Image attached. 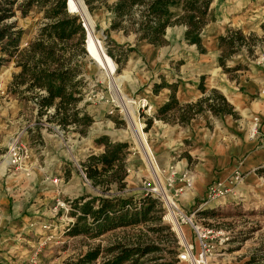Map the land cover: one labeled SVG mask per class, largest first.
<instances>
[{
	"label": "rangeland",
	"instance_id": "rangeland-1",
	"mask_svg": "<svg viewBox=\"0 0 264 264\" xmlns=\"http://www.w3.org/2000/svg\"><path fill=\"white\" fill-rule=\"evenodd\" d=\"M16 1L14 6L15 16L3 21V25L16 21L18 28L23 31V38L14 56L10 57L0 53V56L7 60L0 68V171L6 172L5 176L8 177L12 174V171L16 170L8 167L4 159L7 147L13 140H18L25 147L32 150L33 157L27 167L33 166L34 163L37 168L36 176L42 183H38L39 185L27 191L25 205L32 206L36 204L37 200L42 201L40 209L37 208L35 211L38 212L37 216L42 223L50 226L47 231L41 230L39 227L23 230L20 244L22 247V264H28L27 261L30 255V252H27L28 243L32 241L36 244L51 234L53 237L39 253V264H70L96 247H99L101 254L92 264H102L105 259H113L115 254H107L106 251L117 245L124 247L154 246L156 250L142 258V261H144L141 262L142 264H155L172 259H175L174 264H183L179 263L176 257L180 250L179 235L182 228L173 223L171 213L168 217L169 221L166 219L168 208L161 197L156 199L160 206V211L157 212L159 221L151 220L134 226L110 230L96 238H93L91 234L72 238L61 233L65 221L64 215L62 212L56 214L52 211L57 199L72 204L83 197L90 199L100 196L108 198L120 196L122 199L135 198L136 200V198L145 194V189L152 186L155 179L148 172L149 168L147 170L144 157L135 145L128 122L118 104L115 111L109 114L111 104L108 102H91L87 100L82 102L81 99L76 105L77 110L84 113L88 112V115L92 118V122L87 127L83 123L77 126L78 130H86L84 136L76 131L74 125L63 128L58 125L57 119L51 118L50 120L53 112L51 108L39 114L37 97L40 93L37 88H29L31 83L30 68L29 65L24 67L23 63H27L25 51L31 43L39 38L40 30L50 23L47 12H51V8L49 5L36 4L28 9L25 17H22L19 7L25 0ZM116 1L118 0L95 1L91 9L85 3L84 5L94 24L95 36L109 55L115 58L117 65L115 79L118 88L124 94L123 97L127 96L133 102L135 116L138 123L142 125L149 149L158 164L153 144L159 139L157 133H160L162 125L160 120L163 116L161 114L157 115L158 109H154L156 121L147 119L143 126V119L139 120L136 113V104L139 100L138 96L150 88V80H147L149 74L155 75L161 70L159 68L160 62L156 64L154 62L155 58L160 57L161 54L173 53L177 49L180 51L181 48L173 43H167L166 45L161 43L156 45L155 50H153L152 45L147 41L137 39V34L133 31V27H136V25H130L127 18L121 22V26L128 28L126 33L121 29L111 30L110 26L114 22V15L108 7L114 5ZM141 11H143L142 5L134 6L131 20H138ZM67 15L78 19L79 22L81 21L80 16L68 12ZM235 32H231L232 37H239L240 39L236 42V53L231 58L243 55L240 70H247V66L254 63L258 65V59L259 64H263L261 59H264V31L249 34L243 32L235 34ZM83 33L84 38L79 43L76 38L67 42H58L55 49L60 58V64L62 67H77L76 81H79L77 89L81 93H85L84 99L92 90L93 93L104 91L106 96L113 98L109 88V79L100 76L94 61L85 52L86 32L83 30ZM225 49L226 51L221 54L224 66H221L220 59L218 61L219 66L225 74H229V78L231 76L237 78L239 74H233L225 68L231 60L229 56L225 55L229 48L225 47ZM49 67H55L54 63L51 62ZM62 69L64 70V68ZM201 83L203 86V80H200ZM213 91L211 90V92ZM206 97L202 95L195 102L190 104L181 103V106L177 103L174 107L176 110L167 116L168 122L174 121V118L179 117L183 112L188 113L187 116H189L191 111L188 110V107L195 105V103ZM205 111L208 110L197 113L193 118H187L185 123H179L180 126H183L186 130L187 127L185 126L190 124L191 120L202 118ZM176 112L177 114H174ZM79 117H81L80 114ZM249 118L251 119L249 120L248 136L253 122L252 117ZM103 137L112 143L128 144L124 159L125 189L122 191H117L113 185H110V189L103 194V189L94 187L92 184H85L81 176V165L87 160L88 155H99L96 148L100 144H97V140ZM183 144L188 146L185 141ZM157 168L161 184L171 196L173 192L166 187V176L162 172L163 169L159 165H157ZM17 172L21 173L20 175L27 180H32L35 176L31 171L28 174L23 171ZM54 178L58 179L57 185L51 182ZM24 192L26 193V190ZM229 195L232 200L231 205L221 204L214 208L205 206L204 210L199 208L195 215L201 223L231 233L228 246L216 252L217 255L212 264H264V173L253 180L244 181L242 185H235ZM175 198L177 197H174L173 200L179 208L184 213L190 214ZM217 201L222 200H215L209 204L217 203ZM88 224H92V220L88 221ZM166 227L167 230H165ZM183 231L189 240V231L186 228ZM170 233L176 240L175 244L172 242ZM27 241L29 242L27 243ZM172 249H175L177 253L174 257L169 254ZM124 264H129V262H124Z\"/></svg>",
	"mask_w": 264,
	"mask_h": 264
},
{
	"label": "crops",
	"instance_id": "crops-1",
	"mask_svg": "<svg viewBox=\"0 0 264 264\" xmlns=\"http://www.w3.org/2000/svg\"><path fill=\"white\" fill-rule=\"evenodd\" d=\"M169 10L171 21L184 14L180 4L171 6ZM205 21L200 33L204 52H200L185 39L184 24H173L165 30L162 45L173 43L181 49L155 58L154 62H160L161 70L155 75L149 74L147 80H150V88L138 96L139 99L146 98L153 109L159 110L169 102L171 95H174L181 106V103L195 102L202 95L209 96L211 90H214L225 99L231 109L232 114L217 116L205 111L202 118L191 120L185 126L186 130L180 126L178 116L174 121L168 122L167 116L176 108L161 114L162 125L160 133H157L159 139L153 144L154 154L163 170L175 166L180 172L188 171L192 174L193 188L175 198L188 213L199 208L205 209L201 205L210 183L221 181L224 186L232 189L233 172L237 167L244 181L253 180L264 173V149L260 144V137L264 134V94L260 93L264 89V59H261L263 64H259L258 59V65H248V69L242 71L240 64L243 55L233 58L231 57L236 52L229 55L231 60L225 68L233 74H239L237 78H229V74H225L218 63L221 54L226 51V46L220 44L222 37L232 31L245 34L264 31V0H212ZM155 46H151L153 50ZM200 80L204 82V93L199 89ZM111 81L123 97L115 77ZM249 117L253 120L251 127L255 118L259 125L254 138L248 136ZM184 141L188 146L183 144ZM141 142L146 156L152 161L147 141L141 139ZM96 150L101 155L104 145L100 144ZM30 151L32 154V150ZM30 171L35 175L32 180L23 178L16 170L8 177L5 176L6 172L0 171V264H22V232L30 229L31 223L37 226L42 223L35 211L42 205V201L37 200L32 206L25 205L27 191L42 183L36 176L37 168L34 163L30 166ZM151 175L153 176L152 173ZM181 184L182 182H176V186ZM229 196L206 207L231 205ZM88 199L86 197L83 201ZM76 237L82 235L72 238ZM34 243H28V253Z\"/></svg>",
	"mask_w": 264,
	"mask_h": 264
},
{
	"label": "trees",
	"instance_id": "trees-1",
	"mask_svg": "<svg viewBox=\"0 0 264 264\" xmlns=\"http://www.w3.org/2000/svg\"><path fill=\"white\" fill-rule=\"evenodd\" d=\"M83 1L91 9L95 1L103 0ZM16 2V0H0V53L10 57L17 53L23 38V31L18 28L16 21L3 25V21L15 16L14 6ZM77 2L79 12L89 21L80 1L77 0ZM211 2L212 0H118L114 5L108 7L114 15V22H112L110 29H121L126 33L128 28L121 26V22L127 18L130 25H136L135 28L133 27V31L137 34L138 40H145L151 45H159L163 43L162 36L165 30L173 24L181 23L186 26L185 39L188 43L195 45L200 52H204L201 46L200 33L206 24L205 17ZM36 4L49 5L51 12H47L50 23L40 30L39 38L31 43L25 51L27 63H23V65L24 67L29 65L30 68L31 83L29 88H37L38 91L44 92L37 97L39 114L51 108L53 112L50 120L51 118L57 119L58 125L63 128L74 125L76 131L84 136L86 130H78L77 126L83 123L87 127L92 122V118L87 113L77 110L76 105L81 100V92L77 89L79 81H76L77 67H62L55 49L58 42H67L73 38H76L79 43L84 38L83 29L78 19L67 15L65 0H25L19 7L20 15L25 17L28 9ZM179 4L182 6L184 14L175 21H171L169 8ZM137 5H142L143 11H141L140 18L134 21L131 20L132 9ZM90 27L92 28V25ZM237 33L240 34V31L235 32V34ZM239 39V37H232V33L220 39L221 46L229 48L225 55L229 56L236 52V42ZM6 61L3 56H0V68ZM51 62L54 63L55 67H49ZM220 63L221 66H224L223 57L220 58ZM199 89L204 93L202 83L199 85ZM176 104L174 95H171L169 102L157 111V115L172 110ZM188 110L191 111V114L187 116L188 113H181L178 117L179 123H185L187 118H193L203 110H208L216 116L232 114L225 99L215 92H211L209 96L201 99L195 105H190ZM141 139L144 140L145 138L141 136ZM97 144L104 145V152L98 156L89 155L81 165L86 178L92 186L103 189V194L110 189V185H113L117 191L124 190L126 176L124 159L128 144L112 143L104 137L97 140ZM85 198H80L72 204L74 209L80 211L81 216L71 214L75 221L67 227L65 234L68 236L91 234L93 238H96L110 230L134 226L151 220L159 221L157 215V212L160 211L159 203L148 194H144L136 200L135 198L122 199L120 196L111 198L100 196L83 202ZM95 202H98L97 207H95ZM87 216L92 220L90 225ZM167 229L166 227L165 230ZM170 237L175 244L176 240L171 233ZM155 250L156 248L152 245L144 247L117 245L106 251L107 254H115L113 259H105L102 264H124V262L142 264L144 262L142 258ZM100 254L101 250L96 247L70 264H92L99 258ZM169 254L174 257L177 253L175 249H172ZM174 263L175 259L155 264Z\"/></svg>",
	"mask_w": 264,
	"mask_h": 264
},
{
	"label": "built area",
	"instance_id": "built-area-1",
	"mask_svg": "<svg viewBox=\"0 0 264 264\" xmlns=\"http://www.w3.org/2000/svg\"><path fill=\"white\" fill-rule=\"evenodd\" d=\"M66 4V12L69 14L77 15V11L75 9L70 10L69 8V0H65ZM81 17V16H80ZM79 22V21H78ZM81 28L86 32V39L84 40V48L85 52L92 58L87 45V23L86 21L81 17V21L79 22ZM95 42L97 44V47L99 51L101 52V55L103 57H108L110 62H113L115 64L114 73L116 72L117 65L115 62V58H113L109 53L106 51V49L103 47L102 43L98 40V38L95 39ZM95 62L94 59H91ZM104 69V68H103ZM110 88V87H109ZM40 94H43V91H39ZM93 90L87 95L85 98V93H81L80 97L83 101H91V102H108L111 104L110 112L109 114H112L115 111V108H117V103L115 99L112 97H108L105 95L104 91L100 92H94ZM262 94H264V89L261 90ZM137 116L140 119H143V126L145 125V121L147 119L156 121L155 111L152 107V105L146 100V99H139L137 102ZM254 121L256 122L255 126V132L252 136H249L250 138H254L257 135L258 132V122L255 118ZM260 143L262 148L264 149V134L260 137ZM32 154L29 148L25 147L21 142L18 140H13L7 147L6 154L4 155V159L6 160V165L10 168H14L17 171H23L25 174H28L30 172V167H27V164L31 161ZM154 164L157 167V163L155 161L154 156H152ZM28 168V169H25ZM81 176L87 185H91L90 181L86 178L82 168L80 170ZM162 172L166 176V187L170 189V191L173 192L171 195V198L184 194L187 191L191 190L194 185V179L190 172H180L179 169L175 166L168 167L165 170H162ZM182 182L181 186H176V182ZM53 184L57 185L58 179L54 178L51 181ZM243 182V175L240 171V169L237 167L233 172V179L231 184L233 185V188L235 185H239ZM157 181L153 182L152 186H149L145 190V194L150 195L153 199H158V197H161L160 191L157 189ZM233 188L226 187L222 184L221 181H214L210 183L207 186L206 194H205V200L204 203L201 205L206 206L209 203L215 201V200H222L229 196L231 194ZM162 198V197H161ZM163 200V199H162ZM86 201V200H85ZM164 201V200H163ZM84 202V201H83ZM98 202L96 203L97 207ZM173 212L176 215L177 225L180 227H185L190 232L189 241L186 240V237L181 234L179 235V245L180 250L177 254V261L179 263L183 264H212L214 258L216 257V252L225 249L230 240H231V233L229 231L219 229L217 227L203 224L200 220L196 219V212H192L190 214L184 213L179 206L176 204V202L173 200V206H172ZM52 211L54 213L62 212L64 215V225H63V231L62 234H65L67 232V227L72 225L75 221L74 216H71L72 213L75 214V216H81L80 211L73 208V205L71 202H66L64 200L57 199L55 201V204L53 206ZM0 217H1V209H0ZM91 219L89 216H87V221H90ZM30 227H39L41 230L47 231L50 229L49 225H46L45 223H41L40 226H37L35 223H31ZM61 228V227H60ZM53 237L51 234L46 239L38 241L36 244H34L31 247L28 264H39L38 256L40 251L43 249V247L47 244V242ZM192 239V240H191Z\"/></svg>",
	"mask_w": 264,
	"mask_h": 264
},
{
	"label": "bare ground",
	"instance_id": "bare-ground-1",
	"mask_svg": "<svg viewBox=\"0 0 264 264\" xmlns=\"http://www.w3.org/2000/svg\"><path fill=\"white\" fill-rule=\"evenodd\" d=\"M79 1H80L81 5H82V7L84 9V13L89 18L90 24H89L88 19L86 17H83L82 14L79 12V5L77 4L78 3L77 0H69V4L68 5H69L70 10L75 9L77 11V14L80 15L87 23V32H88L87 45H88V50H89V52H90V54L92 56L91 59L95 60L94 63L96 65V68H97L98 72L100 73V76L101 77H107L109 79V86H110L111 93H112L113 98L115 99L116 103L121 108V111L125 115V118H126V120L128 122V126H129V129H130V132H131L132 137L134 139L135 145L137 146V148L139 149V151L142 153V155L144 157L147 170H148V168L150 169V171L148 170V172L152 173L153 174V178L157 181V184H156L157 189H158V191H160L161 197L164 200V202H165V204H166V206L168 208V213L166 215V219L168 220V217H169V215L171 213L172 214L173 223L177 225V223H176V215H175V213L173 212V209H172L173 199L171 198V196L169 195L167 190L161 184V179L159 177L158 168L154 164L153 158H151L153 162L149 161L148 157L145 154L144 147H143V144L141 142V136L144 137L145 140L147 141L146 134L142 130V125L140 123H138L137 117L135 116L133 102L127 96H125L123 98L121 96V93L116 89V87H114V85H113L111 80H112L113 77H115L114 69H115L116 66H115V64L113 62H110L108 57L105 58V57H103L101 55V52L99 51V49L97 47V44L95 42V39L97 37L95 36V32H94V24L92 23V20L90 19L89 14L87 13V10L84 7V5L82 4L81 0H79ZM90 25H92V28L90 27ZM255 126H256V122L250 128L249 136H252L253 133L255 132ZM180 228H182L181 232H180V236H181V234H183L186 237V235L184 234V231H183V229L185 227H180ZM186 240L189 241L187 239V237H186Z\"/></svg>",
	"mask_w": 264,
	"mask_h": 264
},
{
	"label": "water",
	"instance_id": "water-1",
	"mask_svg": "<svg viewBox=\"0 0 264 264\" xmlns=\"http://www.w3.org/2000/svg\"><path fill=\"white\" fill-rule=\"evenodd\" d=\"M82 4L84 5V2H83V0H82ZM84 7H85V5H84Z\"/></svg>",
	"mask_w": 264,
	"mask_h": 264
}]
</instances>
